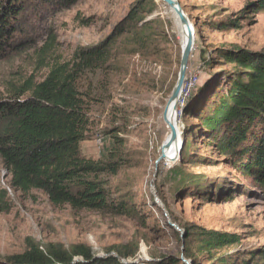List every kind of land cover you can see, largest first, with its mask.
Returning <instances> with one entry per match:
<instances>
[{"label":"rangeland","instance_id":"obj_1","mask_svg":"<svg viewBox=\"0 0 264 264\" xmlns=\"http://www.w3.org/2000/svg\"><path fill=\"white\" fill-rule=\"evenodd\" d=\"M137 1L76 0L70 4L63 0H28L22 31L17 35L22 44L0 59V92H5L10 81L23 82L32 77L42 80L56 61L70 60L77 48L106 40L128 18ZM179 1L194 25L193 49L178 104L177 123L183 133L185 124L179 108L195 88L212 77L202 55L216 56V48L232 44L264 49V8H260L259 0ZM154 2L156 9L145 21L154 20L155 31L161 33L154 39L157 48L135 51L122 35L115 44L113 65L90 74L81 85L90 116L82 153L95 160L105 158L113 143L111 132L118 130L124 138V161L115 175L105 173L103 178L111 199L116 203L127 200L133 210L120 214L55 205L42 190L25 193L13 187L11 174L0 158V188L8 190L12 204L9 212H0L1 258L24 253L26 238L31 237L42 246L60 243L70 248L84 243L96 256H118L111 247L137 242L139 250L128 257L130 264H168L172 257L181 259L182 231L193 224L239 234L237 247L242 260L256 258L262 262L259 256L248 257L264 248V189L252 176L207 147L205 135L195 126L190 159L183 169L203 179L177 192V176L171 169L182 164L181 156L171 163L162 160L156 167L161 146L170 133L163 110L178 79L183 25L163 0ZM225 24L230 25L222 28ZM233 67L228 61L216 65L214 85L218 89H227L224 69ZM188 84L192 85L186 94ZM124 100L127 103L120 106ZM202 104L200 101L198 107ZM184 136L181 134V140ZM169 222L178 224L182 231ZM186 244L197 253L195 236L187 239L185 235ZM197 256L198 264H218L208 262L201 254ZM240 262L237 257L230 264Z\"/></svg>","mask_w":264,"mask_h":264},{"label":"trees","instance_id":"obj_2","mask_svg":"<svg viewBox=\"0 0 264 264\" xmlns=\"http://www.w3.org/2000/svg\"><path fill=\"white\" fill-rule=\"evenodd\" d=\"M63 1L71 4L76 0ZM258 2L264 8V0ZM27 5L28 0H0V59L22 44L17 35L22 31L21 20ZM155 9L154 0H138L112 36L96 45L77 48L70 60L56 61L42 80L32 77L23 82L10 81L5 92H0V158L11 174L13 187L25 193L42 190L55 205L68 204L76 210L131 213L133 208L127 200L116 203L111 199L103 178L105 173L115 175L124 161V138L117 134L118 130L111 132L113 143L105 158L95 160L82 153L81 143L88 139L90 116L81 85L90 74L96 75L113 65L115 44L122 35L135 51L157 48L154 39L161 33L155 31L154 20L145 21ZM214 54L202 55L212 77L193 90L184 110L183 104L179 108L186 140L182 164L171 169L177 176L175 191L203 179L202 175L183 169L190 159L195 127L205 135L207 147L252 176L264 189V49L250 50L232 44L216 48ZM225 61L232 62L234 67L224 69L227 89L220 90L214 85L216 65ZM200 101L203 104L198 107ZM126 103L124 100L120 106ZM11 208L8 190L0 188V212H9ZM185 229L187 239L195 236L198 244L197 253L190 244L185 246V257L194 264H198V254L218 264H230L237 257L240 264H264V248L248 254L261 257L262 262L256 258L242 260V251L237 247L241 237L235 232L193 224ZM26 243L24 253L4 257L7 264H127L121 258L134 257L139 250L137 242H130L111 247L118 256H96L94 249L84 243L70 248L60 243L42 246L31 237L26 238ZM75 257L84 262H74ZM181 261L172 257L167 263Z\"/></svg>","mask_w":264,"mask_h":264},{"label":"water","instance_id":"obj_3","mask_svg":"<svg viewBox=\"0 0 264 264\" xmlns=\"http://www.w3.org/2000/svg\"><path fill=\"white\" fill-rule=\"evenodd\" d=\"M163 1L167 4H171L174 6V12H175V15L177 16V18L179 19L180 24H182V25L185 24L194 33V25H193L192 21L190 20L189 16L184 11V9L181 5V2L179 0H163ZM192 45H193V42L190 41L189 39H186V42L182 46V55H181V60H180V69H179L178 79H177L176 84H175V86L172 90V93L170 95L171 103L174 106H177V104L179 103V100H181L182 86L184 84L185 74H186L187 69H188L189 55H190L191 50H192ZM192 93H193V91H192ZM192 93L190 94V96L192 95ZM186 102H187V98H186V101L184 103L183 110L185 108ZM175 140H176V123H175V121L174 122L171 121L170 122V135L168 137V140L166 142V145L164 147L162 154L156 160V164H157L156 167L157 168H158V164L160 163L162 158H164L167 155V152L172 149ZM185 140H186V136H184V138L181 140V145L179 148V157L181 156V152H182V148H183V145L185 143ZM169 224L172 227H174L176 230L182 231L178 224L173 223V222H169ZM185 235H186V231L183 230L182 231L183 247H182L181 259L185 264H193V261H191L190 259L185 257ZM8 256H10V255H8ZM121 261L124 263H127V264L132 263L128 258H121ZM74 262H84V260L80 257H75ZM0 263L7 264L8 259L2 257V258H0ZM57 264H60V263H57Z\"/></svg>","mask_w":264,"mask_h":264},{"label":"bare ground","instance_id":"obj_4","mask_svg":"<svg viewBox=\"0 0 264 264\" xmlns=\"http://www.w3.org/2000/svg\"><path fill=\"white\" fill-rule=\"evenodd\" d=\"M167 5L174 10V6L173 5H171V4H167ZM186 39H189L190 41L194 42V33L185 24H183L182 46L186 42ZM192 49H193V45H192ZM191 52H192V50H191ZM190 56H191V53L189 55V58H190ZM186 74H187V72H186ZM186 74H185L184 84L182 86L181 97H182L183 92H184V85H185V82H186ZM191 85L192 84H188L187 85L186 94H187V91H188L189 87H191ZM179 102H181V100H179ZM178 104H177V106H174L171 103V97L169 96L168 99H167V102L165 104L164 110H163V120L167 123L169 128H170V122L171 121L172 122L175 121V123H176V140L174 142V145H173L172 149L167 152V155L164 158H162L164 163L165 162H170L171 163V162L175 161L177 159V157L179 156V148H180V145H181V134H182V132L179 131V127H178V123H177ZM169 135H170V133H169ZM169 135L167 136V138L165 139V141L163 142V144L161 146L160 155L162 154V152L164 150V147L166 145V142L168 140Z\"/></svg>","mask_w":264,"mask_h":264}]
</instances>
